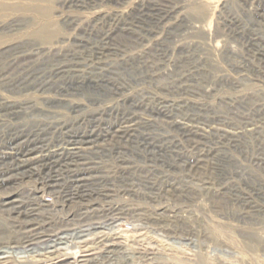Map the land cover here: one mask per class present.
Segmentation results:
<instances>
[{"label":"rangeland","instance_id":"374dc122","mask_svg":"<svg viewBox=\"0 0 264 264\" xmlns=\"http://www.w3.org/2000/svg\"><path fill=\"white\" fill-rule=\"evenodd\" d=\"M0 264H264V0H0Z\"/></svg>","mask_w":264,"mask_h":264}]
</instances>
